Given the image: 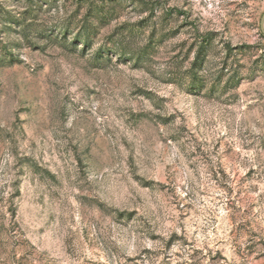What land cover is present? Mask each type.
Here are the masks:
<instances>
[{"label":"rangeland","instance_id":"obj_1","mask_svg":"<svg viewBox=\"0 0 264 264\" xmlns=\"http://www.w3.org/2000/svg\"><path fill=\"white\" fill-rule=\"evenodd\" d=\"M264 0H0V264H264Z\"/></svg>","mask_w":264,"mask_h":264},{"label":"water","instance_id":"obj_2","mask_svg":"<svg viewBox=\"0 0 264 264\" xmlns=\"http://www.w3.org/2000/svg\"><path fill=\"white\" fill-rule=\"evenodd\" d=\"M261 28H262V31L264 32V17L262 19Z\"/></svg>","mask_w":264,"mask_h":264}]
</instances>
